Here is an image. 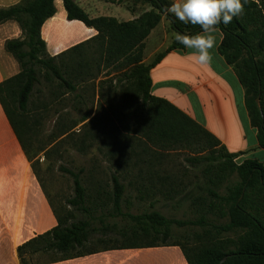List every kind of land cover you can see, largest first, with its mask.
<instances>
[{
    "label": "trees",
    "instance_id": "trees-1",
    "mask_svg": "<svg viewBox=\"0 0 264 264\" xmlns=\"http://www.w3.org/2000/svg\"><path fill=\"white\" fill-rule=\"evenodd\" d=\"M61 1L67 20L79 21L87 28L97 31V35L92 40L55 57L49 56L41 37L43 24L55 14L54 0H23L10 8L0 9V25L15 21L23 31L21 39L6 43V50L19 62L21 72L0 84V101L23 143L29 160L32 162L25 136L31 131L27 124V115L30 107L36 104L33 102L34 96L41 93L37 87L45 83L53 89L62 90L63 94L73 95L74 99L80 100L82 104L86 101L90 103L91 108L85 110L77 122L84 123L81 140L84 147L89 146L87 141L96 136L90 127L95 120V117H90L93 115L96 90L102 94V86L108 84V91L112 93L118 90L121 102L127 104L136 117L133 102H140L141 112L136 118L137 124L134 122L137 129L135 133L131 132V135L135 137L140 134L144 143L151 148L150 151L181 148L199 150V153H207V157H191L186 162L193 167L202 161L208 162L206 174H203V184L198 186L200 190L204 189L203 194L193 200L198 217L187 221L168 219L156 212L142 215L122 214L120 204L126 186L116 174H111L112 211L109 215L132 221L134 228L131 230V237L145 236L152 239L145 244L122 247L153 248L177 245L180 246L188 264H264V164L254 160L236 164L235 159L240 154L228 153L214 136L186 114L168 101L150 94V71L170 51L185 48L173 38L167 49L154 55L149 64H144L147 37L163 18L169 22V28L174 33L194 35L200 32L199 25H186L171 14L166 16L164 9L171 5L169 0H105L124 7L131 14H138L137 18L127 23H118L105 17L91 19L74 0ZM217 29L223 35L218 53L233 69L244 90L250 124L256 130L258 148L264 150V0H248L242 15L234 17L227 26L218 25ZM94 42L97 45L96 50L86 51ZM101 66L103 71H107L103 75L104 79L96 84L95 81L102 72ZM112 72L118 74L109 77ZM88 86L92 91L91 101H88L90 98L84 99L82 94V90L88 89ZM257 97L260 110L255 102ZM37 103L42 107L45 105L41 101ZM106 134L110 143L119 142L121 145L124 139H127L122 137L118 140L113 130H108ZM121 164L122 167L125 166L124 161ZM32 168L39 184L45 190L35 172L34 163ZM60 169L72 179L73 185V196L66 200L65 205L92 220L94 212L102 209L109 199L99 196V190L95 191L97 197L88 196L87 189L81 183L83 169L78 172ZM169 179L158 187L165 189V192L161 193L171 201L174 195H178V186ZM139 180L142 182L136 184L133 181L129 185L138 187V192L141 193L146 187L142 184L145 179L139 177ZM151 180L152 176L147 179V188L160 191ZM220 190H223V193H220ZM47 199L53 206L48 195ZM88 200L91 206L87 205ZM54 214L57 219L55 228L18 248L20 264H36L35 256L48 253L61 255L49 263L95 253L94 250L74 253L82 248L90 235L96 231L90 228L88 220L71 222V213L68 212L62 217L55 209ZM172 226L198 227L201 233L194 236V242L191 240L188 244L168 243ZM158 237H161L160 243L156 242ZM223 259L225 260L222 262Z\"/></svg>",
    "mask_w": 264,
    "mask_h": 264
},
{
    "label": "crops",
    "instance_id": "crops-1",
    "mask_svg": "<svg viewBox=\"0 0 264 264\" xmlns=\"http://www.w3.org/2000/svg\"><path fill=\"white\" fill-rule=\"evenodd\" d=\"M23 0H0V9L10 8ZM171 3L173 0H169ZM89 18H112L127 23L138 17L124 7L105 0H74ZM55 14L41 28V37L49 56L55 57L92 40L97 31L79 21H69L61 0H54ZM175 33L163 18L145 40L144 64L170 45ZM213 35L210 64L196 63L188 53L191 49L170 51L151 71L150 94L164 99L204 128L230 154H240L236 164L254 160L264 164V150L258 148L256 130L251 126L245 107L244 90L233 69L218 53L222 33ZM23 31L15 21L0 25V84L17 76L21 67L6 50L10 40L21 39ZM91 43L86 51H95ZM83 51V49H81ZM95 81L102 80L103 71ZM118 73L112 72L109 77ZM112 206V205H110ZM121 208V204H120ZM124 214V213H122ZM111 220L115 218L109 217ZM57 226L53 206L39 184L23 143L0 101V260L2 264H20L18 248L36 236ZM128 228L117 229L114 223L103 224L101 233L127 238ZM131 237V236H130ZM113 241V240H109ZM47 264H188L180 246L140 248L111 246L95 253Z\"/></svg>",
    "mask_w": 264,
    "mask_h": 264
},
{
    "label": "rangeland",
    "instance_id": "rangeland-1",
    "mask_svg": "<svg viewBox=\"0 0 264 264\" xmlns=\"http://www.w3.org/2000/svg\"><path fill=\"white\" fill-rule=\"evenodd\" d=\"M108 87V84H104L102 94L96 90L94 96V110L90 119L95 117V120L90 127L96 136L93 140L87 141L89 146L83 147L81 143L84 123L77 124L84 111L91 108L89 102L82 104L80 100L74 99L73 95L63 94L62 90L53 89L51 85L42 83L37 87L41 95L34 96L33 102L36 104L30 107L27 115V124L31 131L25 136L31 151L32 163L55 211L62 217L68 212L71 213V222L88 220L90 228L96 230L90 235L88 242L74 253L81 254L111 246L140 245L152 240L145 236L130 237L134 223L127 218L109 215L112 211L111 174H116L120 182L126 186L121 212L128 215L156 212L168 219L195 220L198 217V210L193 207V200L201 196L204 190H200L198 186L203 184V174H206L208 162L202 161L193 167L186 160L191 157H207V153L183 148L150 151L151 148L144 143L140 134L135 137L131 135V132L135 133L137 129L136 118L141 112L140 102H133L136 117L128 105L121 102L119 91L116 89L117 91L111 93ZM88 89L82 90V94L84 99L90 98L88 101H91L92 91L89 86ZM38 101L44 102L45 105L43 107L37 105ZM108 130H113L117 139L122 137L127 139H124L121 145L119 142L110 143L107 141ZM123 161L124 167L121 164ZM60 168L72 172L83 169L81 183L87 189L88 196L97 197L95 191L99 190L101 193L99 196L109 199L102 209L94 212L92 220L65 205L66 200L73 196V185L72 179ZM150 176L153 177L151 182L157 185L156 188L161 189L160 191L147 188L149 186L147 179ZM139 177L145 179L142 184L146 186L144 191L140 190L141 193L138 192V187L129 185L133 181L136 184L142 182ZM168 178L178 186V195H174L171 201L162 195L165 189L158 187ZM220 193H223V190H220ZM87 205L91 206L89 200ZM109 217L115 219L111 220ZM110 223H114L117 229L132 226V229H126L130 234L127 238L108 239L111 236L101 233L100 228L103 224ZM200 233L201 229L198 227L172 226L168 243L188 244L191 240L194 242L196 240L194 236ZM156 242L160 243L161 237H158ZM60 257L61 255L56 253L38 255L35 256L34 263L47 264ZM2 261L4 260H0V264Z\"/></svg>",
    "mask_w": 264,
    "mask_h": 264
},
{
    "label": "clouds",
    "instance_id": "clouds-1",
    "mask_svg": "<svg viewBox=\"0 0 264 264\" xmlns=\"http://www.w3.org/2000/svg\"><path fill=\"white\" fill-rule=\"evenodd\" d=\"M248 0H173L170 6L164 9V14H171L183 24L199 25L200 32L189 35L175 33L174 39L186 49L192 51L188 55L198 64H210L216 47V38L213 35L223 24L227 26L234 17L244 12Z\"/></svg>",
    "mask_w": 264,
    "mask_h": 264
},
{
    "label": "water",
    "instance_id": "water-1",
    "mask_svg": "<svg viewBox=\"0 0 264 264\" xmlns=\"http://www.w3.org/2000/svg\"><path fill=\"white\" fill-rule=\"evenodd\" d=\"M255 102H256V105L258 106L259 110H260V107H259V97L256 98ZM224 260H225V259H223L222 262H223ZM222 262H221V263H222Z\"/></svg>",
    "mask_w": 264,
    "mask_h": 264
}]
</instances>
